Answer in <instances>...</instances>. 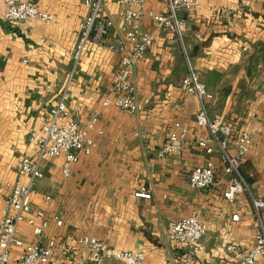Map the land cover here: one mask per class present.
I'll use <instances>...</instances> for the list:
<instances>
[{
    "label": "crops",
    "instance_id": "crops-1",
    "mask_svg": "<svg viewBox=\"0 0 264 264\" xmlns=\"http://www.w3.org/2000/svg\"><path fill=\"white\" fill-rule=\"evenodd\" d=\"M16 1L32 2L39 11L52 13L54 20L46 24L28 19L13 26L5 20L0 0V214L3 198L10 193L4 185L16 180L18 159L38 158L29 134L39 131L59 101L74 66L69 48L77 38L72 32L88 13L78 0ZM149 11L166 13L163 0H145L144 13ZM120 12L117 1L110 0L104 15L114 26L103 44H90L83 53L66 98L69 120L83 125L98 115L90 132L97 148L81 155L67 178L60 170L62 155L41 157L43 177L30 193L25 214L42 211L48 226L43 236L35 237L33 226L21 223L20 238L41 244L53 239L55 251L47 264H92L89 252L77 243L85 235L116 249L143 252L144 264H175L180 249L168 239L167 223L197 216L207 230L192 264H232L222 248L234 244L249 250L254 242L251 203L245 193L228 203L222 196L224 180L206 190L189 186L191 170L218 157L198 148L196 137L205 133L194 121L198 100L179 84L190 65L212 94L206 102L209 117L224 119L234 131L258 121L241 172L251 193L264 200V0H214L202 4L200 11L184 12L187 31L180 42L169 40L143 18L141 28L153 42L135 66L133 81L141 95L133 114L101 105L111 94L112 74L119 65V55L107 45L122 34ZM174 121L187 125L183 149L159 158L156 150ZM216 177H221L220 171ZM139 191L150 197H137ZM43 195L52 202L45 204ZM233 212L240 214L239 222L231 221ZM57 213L60 226L52 218ZM18 251L12 248L11 262Z\"/></svg>",
    "mask_w": 264,
    "mask_h": 264
},
{
    "label": "built area",
    "instance_id": "built-area-1",
    "mask_svg": "<svg viewBox=\"0 0 264 264\" xmlns=\"http://www.w3.org/2000/svg\"><path fill=\"white\" fill-rule=\"evenodd\" d=\"M81 1L87 15L80 20L72 34L77 41L70 45L74 66L68 74L65 86L61 88L57 104L50 110L49 118L39 124L38 132H31L28 141L35 144L38 158L30 159L22 156L18 159V171L13 183H6L10 193L3 198L0 214V264H47L54 254L55 241L48 239L46 244L39 241L25 242L20 238L18 226L26 223L33 226L32 234L41 237L48 226L46 216L42 211L26 215L29 196L36 182L43 177L40 166L42 156H63L61 174L67 178L71 166L81 155L87 156L97 148V141L90 135L95 129L98 115L91 116L83 125L69 120L66 109L68 88L76 73V66L90 44L101 45L109 29L114 26L113 20L104 15L106 5L110 0H78ZM121 7L119 18L122 34L112 38L107 49L119 55L118 68L112 74L111 94L106 95L101 105L133 114L138 110L140 91L133 81L136 63L141 60L153 39L149 32L141 28L143 18L150 19L157 31H164L169 40L181 41L187 31V23L182 17L184 12H197L202 4H210L214 0H163L166 13H144L145 0H116ZM5 6L4 18L11 25H17L25 20H39L49 24L54 20L52 13L39 11L29 1L3 0ZM227 14V13H225ZM41 41H44L43 38ZM26 62V60H23ZM180 89L193 95L198 100V108L194 121L198 128L205 131L196 137L198 148L208 155H216L218 161L207 160L204 165L194 167L188 178L193 189L206 190L224 180L223 198L233 203L240 193L248 195L251 203V226L254 242L249 250H242L234 244H227L222 251L230 256L232 264H264V200L255 197L248 182L241 172V164L248 154L253 136L257 132L258 121L253 120L245 129L234 131L230 123L220 117L211 118L208 115L206 102L212 99L198 72L189 65L187 73L180 80ZM264 96V91L262 92ZM167 134L162 144L157 148L156 155L161 158L182 151L187 138V125L182 121H174L167 126ZM101 134V131L97 132ZM147 140V136H142ZM218 171L221 177L217 178ZM25 179V181H24ZM1 189V187H0ZM137 197L149 198L147 192L135 193ZM43 202L50 204L52 197L43 195ZM55 224L62 223L59 213L52 216ZM39 225H35L36 220ZM238 212L231 214L232 222H239ZM207 230L206 223L197 216H187L167 223L168 239L179 246L175 264H192L201 252V239ZM77 243L87 250L92 264H104L106 260H116L123 264H144L143 252H132L108 246L94 236H81ZM12 248H18L16 257L10 259Z\"/></svg>",
    "mask_w": 264,
    "mask_h": 264
}]
</instances>
